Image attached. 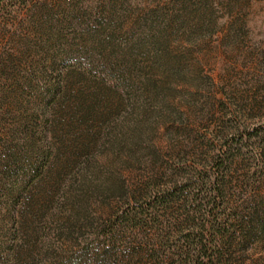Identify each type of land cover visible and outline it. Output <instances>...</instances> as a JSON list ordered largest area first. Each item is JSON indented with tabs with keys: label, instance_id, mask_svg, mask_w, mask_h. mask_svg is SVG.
<instances>
[{
	"label": "rangeland",
	"instance_id": "obj_1",
	"mask_svg": "<svg viewBox=\"0 0 264 264\" xmlns=\"http://www.w3.org/2000/svg\"><path fill=\"white\" fill-rule=\"evenodd\" d=\"M114 225L264 264V0H0V264H110Z\"/></svg>",
	"mask_w": 264,
	"mask_h": 264
},
{
	"label": "trees",
	"instance_id": "obj_2",
	"mask_svg": "<svg viewBox=\"0 0 264 264\" xmlns=\"http://www.w3.org/2000/svg\"><path fill=\"white\" fill-rule=\"evenodd\" d=\"M141 216L142 214H128L127 218L131 221L133 217H138ZM116 225L112 227L109 231L105 232L102 235V238L104 240H110L114 241L113 245V250L112 253L110 254V264H124L125 259L123 257V254L121 253V249L117 248L118 243H117V238H116ZM206 227L203 229V231H207ZM214 245L213 242L208 240L206 242H201L196 245H189L188 248V256L192 258L191 264H206L205 260L208 259L209 262L212 261L211 256H210V251L213 249ZM183 256L186 254H182Z\"/></svg>",
	"mask_w": 264,
	"mask_h": 264
}]
</instances>
